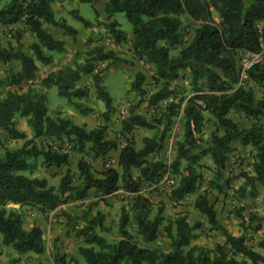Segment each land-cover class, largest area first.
<instances>
[{"label": "trees", "instance_id": "1", "mask_svg": "<svg viewBox=\"0 0 264 264\" xmlns=\"http://www.w3.org/2000/svg\"><path fill=\"white\" fill-rule=\"evenodd\" d=\"M97 1L78 0L91 6ZM53 2L9 0L0 6V26L24 25L23 30L16 31L17 42L25 31L36 38V42L29 47L33 57L24 54L19 46L0 48V63L17 62L20 65V70L9 76V90L2 93L0 89V136L8 140H24L20 148L0 154L1 245L10 247L18 255H41L44 252L41 228L33 225L25 230L21 214L14 209L7 210L8 205L28 207L47 216L71 196L75 200H85L92 191L102 201L121 190L133 196L131 211L142 244L128 232V214L123 213L119 237L113 244L86 233L87 229L78 233L86 245L78 248V256L84 264H264V240L257 243L261 254L248 247L243 236H231L219 224L207 194L197 196L193 208L205 217L208 232L223 237V245L210 251L191 246L196 239L194 227L180 218L167 222L163 227L164 237L169 243L167 252L159 247H147L158 239L163 218L158 211L150 219L152 204L138 194L142 183L154 186L166 174H172L178 179L169 200L174 203L184 200L194 194L203 181L200 162L206 157L214 166L208 190L226 194L233 179L222 180V174L233 145L250 147L254 152L250 164L252 175H242L244 183L237 190L239 199L245 197L247 188L249 196L256 198V185L264 187V97L257 100L252 88L237 86L241 72L238 54L264 51V0H106L104 30L115 45L125 42V32L118 28L116 21H112L115 14H124L132 26L130 50L133 59L151 65L154 83L163 87L149 98L148 104L156 106L174 96L172 91H168L169 85L178 78L180 71H188L193 94L186 100L170 103L159 119L152 122L138 115L136 107H133L121 121L123 136H129L136 128L155 129L162 126V129H158L152 137L144 138L143 147L139 150H135L133 142L126 139L119 151L118 169L107 167L97 172L80 159L76 165L77 185L74 176L66 171L57 188L49 186L46 179L23 173L30 174L34 169L33 161L37 159H41L46 166L59 168L67 164L71 155H82L86 150L93 161H103L111 151L116 150L117 144L106 138L104 128L86 131L61 112L50 111L45 93L34 88L38 80L35 61L44 66L51 63V58L45 56L43 50L64 52V43L55 40L43 26L58 28L67 37L75 38L77 35L76 30L64 20L55 19L50 7ZM94 12L97 18L99 13ZM69 15L84 28L95 27L76 10ZM182 17L192 24L191 40L187 45L180 38ZM177 47L180 50L176 57H172L170 52ZM101 62L112 65L121 60L115 51L105 50L103 46L93 47L84 52L80 65L53 72L42 81V86L46 90L55 87L58 97L81 115H86L91 110L84 108L80 101L87 98L88 91L87 88H77L76 83L82 77L91 75L96 95L106 109L104 118L108 120L112 101L103 85V71H97V64ZM137 78L139 82L143 79L142 75H137ZM247 78L252 86L263 87L264 63L252 66ZM1 84L2 79L0 87ZM135 88L139 89L137 85ZM183 104L184 135L177 144L174 161L166 165L152 160L161 152L172 119ZM204 113L213 119V131L207 142L200 137L206 122ZM231 113L250 120V126L240 128L228 118ZM16 116L25 120L31 138L27 139L15 127ZM36 140L45 144L38 145ZM181 164H184L183 171L179 169ZM254 230L259 231L260 228ZM71 260L73 264H78L77 260ZM70 262L64 256L57 255L55 258V264Z\"/></svg>", "mask_w": 264, "mask_h": 264}, {"label": "rangeland", "instance_id": "2", "mask_svg": "<svg viewBox=\"0 0 264 264\" xmlns=\"http://www.w3.org/2000/svg\"><path fill=\"white\" fill-rule=\"evenodd\" d=\"M9 0H1L0 6ZM73 8L80 12L83 19L91 20L94 15V8L90 4H82L75 2ZM73 19V18H72ZM112 21L118 22V28L126 34L132 33V26L125 18L124 14L117 13L113 16ZM104 22L96 21L95 26L102 28ZM81 23L75 19L69 20L68 25L76 28ZM82 25V24H81ZM17 30H7L0 34V48H8L17 46L20 47L21 36L19 41H16ZM105 31V30H104ZM106 32V31H105ZM192 24L189 20L182 17V28L180 31V38L184 45H187L191 40ZM103 43V42H102ZM100 45H102L100 43ZM116 50V49H115ZM180 47L171 50L170 55L176 57ZM130 49L126 41L115 52L117 57L121 60L120 63L109 64V62H101L97 64V71H103V85L106 88L108 95L111 97L112 110L108 114V120H105L104 113L106 112L104 104L98 99L96 91L91 84L87 88L88 96L80 103L84 108L90 109L86 115H81L76 109H72V122L78 126H83L86 131L94 129H105V136L108 140L115 141L117 144L116 150L111 151L103 161H93L86 150L82 155H71L66 165L56 168L46 166L41 159L33 161L34 169L29 174L24 175L33 176L39 179H46L49 186L58 187L60 179L64 176L66 171H69L75 180V185L78 183L77 162L83 159L90 164L92 170L100 172L107 167L118 169L117 157L119 151L125 145V140L129 139L133 142L135 150L143 147L142 140L144 138L152 137L161 127L155 129L136 128L129 136L121 134V121L129 115V111L135 108V112L144 117L146 120L152 122L159 119L162 113L170 103H177L179 99H188L193 94V88L190 82V75L188 71H180L178 78L169 85V90L174 96L165 101L158 103L156 106L148 104L149 98L160 91L162 85L155 84L152 79L153 68L151 65L139 62V65L131 62ZM82 56V55H80ZM81 58V57H80ZM241 55L238 54V59ZM128 63V64H126ZM264 63V60H263ZM17 69L15 63L2 64L0 63V78L2 79L1 92L9 90L8 81L11 73ZM137 75H142L143 79L139 82ZM135 85L139 89L135 88ZM243 86L252 88L256 99L264 97V86L256 87L250 83L245 82ZM14 90V89H13ZM174 97V98H173ZM65 103L57 95L55 87L48 89V107L50 111L53 108L61 109V105ZM67 105V104H66ZM179 109L177 115L172 119L171 127L165 136L164 146L161 152L152 158L154 161H161L166 165H171L176 157L177 144L183 139L184 135V120L182 115V108ZM65 113V112H62ZM205 123L200 133V137L204 142L209 140L210 134L213 131L211 117L203 114ZM240 128H248L250 120L237 113H231L228 116ZM15 127L25 134L28 139L31 137L30 130L23 118L16 116L14 119ZM0 154L5 150H16L20 148L24 140H8L0 136ZM36 143L45 144L42 140H36ZM254 152L250 147H240L233 145V150L229 154V159L225 170L222 174V180L233 179L230 190L226 194H217L208 190V184L213 179L214 166L209 157L201 160V173L203 181L199 188L192 195L187 196L184 200L174 203L169 200L171 191L175 188L178 177L169 174L168 181L159 182L157 185L149 186L142 183L139 187L138 194L147 198L152 204L150 219L160 211L163 223L160 226L158 239L147 245V247H159L164 252L169 250V243L163 234V227L167 222H174L176 219L184 218L190 227H194V234L196 239L191 243V246L203 248L206 251L213 250L218 245H223L224 239L221 235L208 232V225L204 216L200 215L193 208V204L199 195L207 194V199L216 210L217 216H224L229 220V215H234L235 219L231 225H235L236 229L241 231L245 238L246 245L257 251V243L264 240V187L256 185L257 197L251 198L249 196V188L245 191V197L239 199V187L244 183L242 175H252L250 164L253 161ZM180 171H183L184 164H181ZM184 174V173H183ZM134 176L137 173H133ZM169 182H172L169 184ZM133 196L123 193L121 190L115 194L106 197L100 201L90 191L85 200H75L71 198L59 206L56 210L50 212L47 216L40 215L35 209L28 207H19L8 205L7 210L14 209L19 212L23 219V228L29 230L31 225H42L44 236V252L41 255H18L10 247L3 248L0 245V264H55L57 255L64 256L66 261L71 259L78 261V264H84L83 260L78 256V248L86 247L83 237L78 233L85 231L89 234H94L100 237L105 242L113 244L119 237V225L123 213L128 214V232L142 244V239L137 233L136 225L133 221V213L131 211ZM72 217V218H69ZM74 225L79 228L74 229ZM51 227V228H49ZM88 227H91L90 229ZM259 227V231L254 229ZM48 229L50 231L48 232ZM54 230V234H53ZM1 241V236H0ZM95 250L98 248L94 247ZM261 252V251H260Z\"/></svg>", "mask_w": 264, "mask_h": 264}, {"label": "crops", "instance_id": "3", "mask_svg": "<svg viewBox=\"0 0 264 264\" xmlns=\"http://www.w3.org/2000/svg\"><path fill=\"white\" fill-rule=\"evenodd\" d=\"M76 1L78 2V0H54V2L51 3L50 7L54 13L55 19L56 20H60V19L64 20L67 24H68L69 20H73L72 17L69 15V13L73 10H76L73 8V4ZM105 3H106V0H98L93 5L94 10H96L99 13V16L96 18V16L94 15V17L91 20H87L88 22H90L91 24L94 25L96 23V21L104 22V20H106V16L103 14ZM76 11H78V10H76ZM78 13L80 15L79 11H78ZM13 29L14 30H17V29L23 30L24 25L17 24L13 27L0 26V34L2 31L6 32L7 30L11 31ZM43 29L45 31H47L55 40L61 41L64 43V52H62V53L48 52L46 50H43L44 55L51 58V63L49 65L44 66V65L38 63L37 61H35V65L37 67L38 80L34 84V88H36L39 91H43L45 93L46 104H48V89L46 90L43 88L42 81L44 79H46L53 72L63 70L66 68L74 69L75 67L80 65L83 61L84 52L87 49L102 46V45H100V43L102 44L103 40L105 38H108L109 35L102 28H99L96 26L92 27V28H84L81 24L78 25L76 28H74L77 32V35L75 38L64 36L62 34V32L58 28H55V27L44 25ZM21 35H22L21 40L19 42L21 51L24 54L33 57L31 51L29 50V47L32 43L36 42L35 36L32 33L26 32V31L23 32ZM131 41H132V33L126 34V44H128L129 49L131 46ZM121 45H122V43L117 45L115 52L117 51V49H119V47ZM127 53L132 56L131 50H130V52H127ZM80 55H82V56H80ZM130 60L132 63L139 65V62L134 60L132 57ZM10 63H15V66H17V69L15 72H18L20 70L19 63H17V62H10ZM91 84H92L91 75H87V76L82 77L76 83V87L89 89ZM66 104H67V102L65 101V103L63 105H61V109L53 108L52 110L58 111L61 113L65 112V113H62V115L68 117L72 121L73 112L71 110L73 109V107L68 105V104L66 105ZM47 107H48V105H47ZM48 109H49V107H48ZM117 160H118V157H117ZM31 177H33V176H31ZM11 206H13V207L18 206V208L20 207L19 205H11ZM229 216H231V217H228L229 220L226 219L224 216L223 217L217 216V220H218L219 224H221L231 236H233L235 238L242 236L243 233L241 231L239 232V230L236 229L235 225H231L233 222H235L234 221V219H235L234 215H229ZM37 225L41 228L42 232H44L42 225H39V224H37ZM31 227H32V225H31ZM49 228H51V227H49ZM49 231H50V229H48V232ZM53 234H54V230H53ZM43 238H44V236H43ZM0 245H1V241H0ZM3 248L5 249L7 247H3ZM256 252H259L262 254V252H260L259 249H257Z\"/></svg>", "mask_w": 264, "mask_h": 264}, {"label": "built area", "instance_id": "4", "mask_svg": "<svg viewBox=\"0 0 264 264\" xmlns=\"http://www.w3.org/2000/svg\"><path fill=\"white\" fill-rule=\"evenodd\" d=\"M102 46L104 47L105 50H112V51H115L117 47V45L113 43V40L110 37L105 38L103 40ZM240 55H241V58L239 59V63L241 66V72H240V79H239L237 86H243L244 83L248 81L247 72L249 71V69L256 64L262 63L264 60V51L258 54L241 53ZM168 176L169 174H166L162 178L163 181L165 182L168 181L169 179ZM170 183L172 182H169V184ZM73 228L78 229L79 227L77 225H74Z\"/></svg>", "mask_w": 264, "mask_h": 264}]
</instances>
